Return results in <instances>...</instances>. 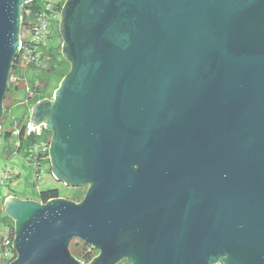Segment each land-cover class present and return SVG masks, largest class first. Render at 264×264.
<instances>
[{"label": "water", "instance_id": "95a60500", "mask_svg": "<svg viewBox=\"0 0 264 264\" xmlns=\"http://www.w3.org/2000/svg\"><path fill=\"white\" fill-rule=\"evenodd\" d=\"M0 0V116L22 7ZM68 73L33 103L79 202L7 196L8 264H264V0H65Z\"/></svg>", "mask_w": 264, "mask_h": 264}, {"label": "rangeland", "instance_id": "374dc122", "mask_svg": "<svg viewBox=\"0 0 264 264\" xmlns=\"http://www.w3.org/2000/svg\"><path fill=\"white\" fill-rule=\"evenodd\" d=\"M65 0H63L64 2ZM58 22L51 23L48 26V35L46 39L47 43L58 42L61 37L58 36L59 28ZM21 74L18 76H12L11 81L18 83L17 90H10V94L4 100V107L7 110L8 118L5 119V123L2 125L4 130L13 129L14 133L8 139H0V215L4 214L2 196L9 194H15L20 198H28L32 200L39 199V191L46 188H57L61 197L69 198L74 202H78L87 189L88 185L69 186L62 181L56 180L50 169L49 161H45L39 170L40 178L36 180V172L33 163L23 156L21 152L16 151L17 135L15 134L16 124L19 119L23 117V121H27L29 117L30 108L33 102L28 99V89L31 87L29 81L31 75L39 74V71H33L26 66V63H22ZM44 66V65H43ZM18 78L17 82L15 79ZM3 112V107H2ZM29 120V119H28ZM12 151L9 153V151ZM1 172H5L6 179L1 178ZM5 199V198H4ZM11 220V219H10ZM12 223L13 220H11ZM0 222V235L7 230V227ZM3 225V226H2ZM77 244L79 249L83 242L73 239L70 244ZM96 253L95 255H97ZM11 252H8V256ZM6 258L3 252H0V264H5ZM7 263V262H6ZM122 264H131L119 262ZM118 264V263H117Z\"/></svg>", "mask_w": 264, "mask_h": 264}, {"label": "trees", "instance_id": "16d2710c", "mask_svg": "<svg viewBox=\"0 0 264 264\" xmlns=\"http://www.w3.org/2000/svg\"><path fill=\"white\" fill-rule=\"evenodd\" d=\"M38 0H32L28 3H25L22 7V23L20 26V33L22 32H27L28 28L26 26L27 21H32L34 18V15L36 12L39 10V4L37 2ZM26 10H29V13H26ZM58 36L61 37L60 31L57 32ZM49 35L47 36V38ZM27 41V40H26ZM61 43H62V38L58 42L54 43H46L44 45L40 43H35V42H30L29 44H26V46H29L31 48V51L33 50V56H36V60H31V62L27 63L26 66L30 68L33 71H39V74L37 75H31L30 76V83L31 87L29 90L32 92V96L28 97L30 100L35 103L38 100L47 98V99H52L53 92L54 90L58 87L59 82L61 79L68 73L70 70L71 64L70 62L66 59L64 54L61 51ZM25 51L22 50L20 51L17 56L15 57L10 75L8 78V83H7V90L5 92L3 101H2V107H3V112L2 115L0 116V139H8L12 134L14 133L13 129L9 130H4L2 125L5 123V119L8 118L7 116V110L5 109L4 105V100L7 98V96L10 94V90H17L19 87L18 83H13L11 81V76H18L21 74V69L22 67H25L22 65L24 63L22 61L23 53ZM44 65V66H43ZM19 77L15 79V82H17ZM28 96V95H27ZM21 119L18 120L16 124L15 131L19 129V132L16 134L17 135V146H16V151L19 153L21 152L24 157L28 159V148L29 145L34 144V142L37 141V139L34 136H28L25 135L23 131V126L25 121ZM44 134L46 135H51V132L48 131L47 129H44ZM12 151L10 150L9 153ZM48 153H45L47 155ZM49 155V154H48ZM45 161H49V158L46 160H43V163ZM42 163V164H43ZM87 190V189H86ZM86 193V191L84 192ZM84 196V195H83ZM4 195L2 196L1 201L4 199ZM60 197L59 191L57 188H46L43 190L39 191V201L41 202H46L47 200L51 198H57ZM83 198V197H82ZM82 198L79 200L81 201ZM11 218L6 215L5 213L0 215V222L4 223L3 225L7 227V229L10 231L11 234H14V223L11 222ZM69 251L71 255L78 261H82L84 264L89 263L96 255V253H99L98 249H94L90 246H88L85 243H82L81 247L78 249L77 244H69ZM13 258L16 257V254L14 250L12 251ZM10 259V258H9ZM7 258L6 262L9 260ZM5 262V264H6ZM120 262L124 263H130L128 260H122ZM1 263V262H0ZM122 264V263H118Z\"/></svg>", "mask_w": 264, "mask_h": 264}, {"label": "built area", "instance_id": "2783aa9c", "mask_svg": "<svg viewBox=\"0 0 264 264\" xmlns=\"http://www.w3.org/2000/svg\"><path fill=\"white\" fill-rule=\"evenodd\" d=\"M32 0H29L30 2ZM27 2V3H28ZM39 10L34 15L32 21H27V28L28 31L20 33V41H21V48L20 51L24 50L23 59L24 63H29L31 60H36V56H33V50L26 44L30 42L40 43L42 45L47 43V36H48V26L51 23L58 22L60 20V10L63 6V0H38ZM26 13H29V10H26ZM21 23H22V14H21ZM27 40V41H26ZM19 51V52H20ZM12 77V76H11ZM28 96L32 95V92L28 89ZM45 123H39L33 126L30 122V119L25 121L23 126V131L25 135L34 136L37 141L34 144L29 145L28 148V159L33 163L36 172V180L40 178L39 170L43 163V160L49 158V155H45L48 153L49 148V141L50 135L44 134ZM19 132V129L15 131V134ZM2 182L7 177L5 176V172H1ZM3 226V225H2ZM14 234H11L10 231L4 230V232L0 235V252L4 253L5 258L9 259L6 264L9 263L10 260L13 259L12 251V241H13ZM8 252H11V255L8 256ZM15 252V251H14ZM16 254V252H15ZM82 262V261H81ZM83 263V262H82Z\"/></svg>", "mask_w": 264, "mask_h": 264}, {"label": "flooded vegetation", "instance_id": "af4514ba", "mask_svg": "<svg viewBox=\"0 0 264 264\" xmlns=\"http://www.w3.org/2000/svg\"><path fill=\"white\" fill-rule=\"evenodd\" d=\"M32 95H30V96H27V97H31ZM29 100H30V98H28ZM37 102V101H36ZM30 113V112H29ZM27 119H30L29 117H27ZM40 123H42V122H40ZM39 124V123H38ZM87 188H88V186H87ZM4 198H6V197H4ZM67 199H69V198H67ZM4 200L5 199H3V202H4ZM69 200H71V199H69ZM73 201V200H72ZM79 202V201H78Z\"/></svg>", "mask_w": 264, "mask_h": 264}, {"label": "crops", "instance_id": "0c3cea01", "mask_svg": "<svg viewBox=\"0 0 264 264\" xmlns=\"http://www.w3.org/2000/svg\"><path fill=\"white\" fill-rule=\"evenodd\" d=\"M12 195H15V194H10V193L8 194V193H7V194L5 195V197H7V196H12ZM38 201H39V200H38Z\"/></svg>", "mask_w": 264, "mask_h": 264}]
</instances>
